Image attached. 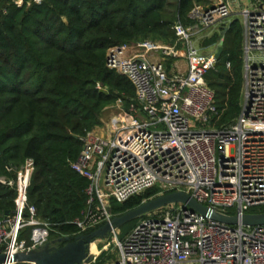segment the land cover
<instances>
[{
  "label": "built area",
  "instance_id": "obj_1",
  "mask_svg": "<svg viewBox=\"0 0 264 264\" xmlns=\"http://www.w3.org/2000/svg\"><path fill=\"white\" fill-rule=\"evenodd\" d=\"M187 16L189 23L173 25L171 41L107 49L105 66L130 80L135 97L126 107L117 100L120 111L79 138L71 168L87 186L86 208L74 221L77 234L110 222L111 202L147 189L155 194L142 202L182 191L229 216L264 206V0H193ZM230 17L242 18L244 29L242 108L232 123L216 127L206 74L221 39L204 51L191 37L209 38ZM33 170V159L26 158L7 165L9 175L0 174V184L15 192L14 212L0 217V253L38 250L48 242L49 224L27 204ZM151 211L122 240L116 227L110 229L119 254L109 264H264V225L213 221L178 203ZM27 227L28 240L19 238Z\"/></svg>",
  "mask_w": 264,
  "mask_h": 264
},
{
  "label": "trees",
  "instance_id": "obj_2",
  "mask_svg": "<svg viewBox=\"0 0 264 264\" xmlns=\"http://www.w3.org/2000/svg\"><path fill=\"white\" fill-rule=\"evenodd\" d=\"M192 5L193 0H0V174L9 175L7 165L33 159L27 204L49 224L56 246L64 243L59 238L77 235L74 221L86 208L87 181L71 168L79 138L101 124L105 107L117 100L126 107L135 97L130 80L105 66L107 49L146 39L171 41L173 25L190 22ZM217 41L214 35L204 44ZM222 47L206 74L215 93L216 127L232 123L242 108L236 18L223 28ZM154 194L147 189L111 202L109 212L120 215ZM14 197L11 187L0 184V217L12 213ZM263 211L260 206L250 213ZM29 234L27 227L19 238L28 240Z\"/></svg>",
  "mask_w": 264,
  "mask_h": 264
},
{
  "label": "water",
  "instance_id": "obj_3",
  "mask_svg": "<svg viewBox=\"0 0 264 264\" xmlns=\"http://www.w3.org/2000/svg\"><path fill=\"white\" fill-rule=\"evenodd\" d=\"M223 47L218 45L214 57L216 60L220 58ZM172 203H178L181 206H188L191 210L199 213L204 218L229 224L242 226H261L264 225V211L257 213H245L242 216H229L212 210L211 208L198 203L187 193L182 191H173L150 198L138 206L123 212L120 215H114L110 222L87 233H80L74 237L65 236L58 239V242H64L61 246H44L38 250L28 252H20L15 254L0 253V264L7 262L29 263V264H81L92 261V256L87 253L90 242L95 238L106 235L111 228L139 217L146 212L160 208ZM14 211H12L13 213ZM9 212H5V215Z\"/></svg>",
  "mask_w": 264,
  "mask_h": 264
},
{
  "label": "rangeland",
  "instance_id": "obj_4",
  "mask_svg": "<svg viewBox=\"0 0 264 264\" xmlns=\"http://www.w3.org/2000/svg\"><path fill=\"white\" fill-rule=\"evenodd\" d=\"M235 17H230L228 19V22L225 24V28L228 27L229 23L234 20ZM238 20V23L240 24L241 28V69H242V75H243V83H244V63H245V53L243 51V42H244V29H243V23H242V18H236ZM223 28L224 25H219L215 30H213L210 35H218L219 40L221 39L222 43V34H223ZM210 36V37H211ZM204 37H191V40L197 47H199L201 50L208 51L213 48L212 45H205L204 40L207 39ZM122 103V101H121ZM123 105V103H122ZM120 111V109L116 108H111V109H105L101 113V125L104 124L110 117L111 114H117ZM110 211V207L108 208ZM152 215L153 212L149 211L138 218H134L132 220H129L127 222H124L115 228V234L118 239L122 240L131 230L132 227L135 226L141 218H144L146 216ZM113 235L111 232H108L106 235L100 237V238H95L93 239L90 244L88 245L87 248V253L91 255L94 258V263H89V264H109L110 262L116 260L118 258V249L116 248L114 242L112 241ZM56 246V243L52 241V238L49 237L48 242L42 246ZM83 264V263H82Z\"/></svg>",
  "mask_w": 264,
  "mask_h": 264
},
{
  "label": "crops",
  "instance_id": "obj_5",
  "mask_svg": "<svg viewBox=\"0 0 264 264\" xmlns=\"http://www.w3.org/2000/svg\"><path fill=\"white\" fill-rule=\"evenodd\" d=\"M235 19V18H234ZM120 103V101L118 102V101H116L115 103H113V104H111V105H109V106H107V107H105L104 108V110L106 109H113V108H115L118 104ZM102 122V121H101Z\"/></svg>",
  "mask_w": 264,
  "mask_h": 264
}]
</instances>
